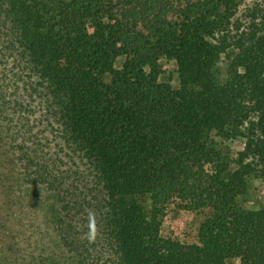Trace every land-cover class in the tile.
<instances>
[{"label": "trees", "instance_id": "16d2710c", "mask_svg": "<svg viewBox=\"0 0 264 264\" xmlns=\"http://www.w3.org/2000/svg\"><path fill=\"white\" fill-rule=\"evenodd\" d=\"M241 4L0 0V264H264V0ZM179 211L196 236L162 234Z\"/></svg>", "mask_w": 264, "mask_h": 264}, {"label": "rangeland", "instance_id": "374dc122", "mask_svg": "<svg viewBox=\"0 0 264 264\" xmlns=\"http://www.w3.org/2000/svg\"><path fill=\"white\" fill-rule=\"evenodd\" d=\"M262 0H242L240 6V14H247L248 8L257 6ZM163 70L165 73L164 80L176 86L178 84V72L173 62L164 60L162 62ZM228 65L226 62H220L216 67V76L222 78L225 73H227ZM232 149L239 150L243 147V144L239 141L229 143L227 142ZM4 147L7 145L3 143ZM6 148V147H5ZM2 159L0 158V161ZM252 195L249 197V205L261 206L264 205V181L260 179H254L252 181ZM33 197L29 195L27 199H32ZM31 216L36 214L39 218L45 216V211L43 208L39 207L34 208L33 206L30 209ZM203 214L195 212H186L179 211L177 213H170L164 218L162 234L164 236L169 235L171 232L181 235L182 237H194L198 234V229L203 221Z\"/></svg>", "mask_w": 264, "mask_h": 264}]
</instances>
